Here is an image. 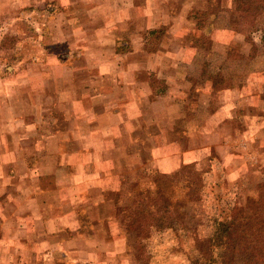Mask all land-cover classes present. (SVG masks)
Returning <instances> with one entry per match:
<instances>
[{"label": "crops", "instance_id": "0c3cea01", "mask_svg": "<svg viewBox=\"0 0 264 264\" xmlns=\"http://www.w3.org/2000/svg\"><path fill=\"white\" fill-rule=\"evenodd\" d=\"M164 1L177 4L175 11L158 13L157 0H0V22L20 17L25 25L16 28L27 34L9 47L12 53L0 46V124L14 134L0 137L3 158L14 162L16 152L26 164L6 174L11 181L0 187V208L17 201L19 225H36L33 233L15 235L25 237L22 247L3 250L1 264H57L61 259L62 264H121L117 256L126 243L119 220L110 216L120 204L111 195L123 194L124 180L141 179L132 169L124 171V155L133 160L136 154L125 147L147 146L156 161L148 173L168 174L170 167L203 158L194 147H185L199 139L189 129L203 127H188L182 120L172 125V116L180 120L187 96L199 90L197 83L212 87L219 73L215 62L202 59L203 51L208 57L236 40L231 27L217 25L219 13L198 6L210 0ZM210 2L220 6L223 1ZM233 5L226 0L221 8ZM29 18L36 19L32 28ZM203 36L212 38L208 53ZM260 66L251 72L261 71ZM235 86L227 89L229 95ZM161 103L168 105L162 109ZM44 223L48 228L40 233ZM113 223L117 233H112ZM107 235H115V241L105 252L99 241ZM106 254L114 260L107 261Z\"/></svg>", "mask_w": 264, "mask_h": 264}, {"label": "rangeland", "instance_id": "374dc122", "mask_svg": "<svg viewBox=\"0 0 264 264\" xmlns=\"http://www.w3.org/2000/svg\"><path fill=\"white\" fill-rule=\"evenodd\" d=\"M189 1L185 0L187 5ZM210 1L203 6L198 1V6L209 14L219 13L217 25L231 27L233 32L230 36L235 37L236 41L227 50L217 47L214 54L208 57L203 51L202 59L215 62L219 66V73L210 81L212 87L210 84L209 87H204L200 82L197 83L199 90H193L192 95L187 96V108L181 113L183 116L178 120L174 118V114L171 123L179 126L182 120L183 125L187 123L188 127H203L198 131H188L199 137L198 143L185 144V147H194L192 150L203 158L170 167L171 172L168 174L158 167L159 171L148 173V169L154 170L156 161L150 160L147 146L125 147V152L130 151L131 155L134 149L136 154L133 155V160L129 159V155H124L127 158L124 171L128 173L132 169L133 177L139 176L141 179L124 180L123 194H118L115 199V195H111L113 203L120 204L115 214L109 215L115 222L119 220L118 230L126 243L117 256L121 264H192L193 260H197V252H206L209 238L215 241L209 254L213 256L210 264H264V242H258L251 230L264 215V0H245L242 2L244 10L238 8V0H233V9L221 8L226 0H222L220 6H212ZM155 5V10L161 14L169 8L173 12L177 7V4L170 6L164 0H157ZM5 12L1 9L2 14ZM34 20L36 19H28V28H32ZM20 23L25 25L20 17L1 20L0 46L5 47L4 52L27 35L16 28ZM214 37L222 36L215 34ZM211 41L209 36L202 38L201 43L205 49L208 48L207 53L210 51ZM10 52L12 53V49ZM258 64H261V71L257 69L251 72ZM232 84L238 90H234L233 96L227 91ZM245 86L246 91L243 89ZM158 102L165 101L161 99ZM166 105L161 103L160 107L164 109ZM214 110H219V113L212 115ZM157 116L160 120L165 118L161 113ZM175 132L182 134L178 129ZM9 133L14 135L10 129L7 130L0 124V137L4 139V135ZM142 133L139 132L141 135ZM11 147L13 151L19 149L15 145ZM138 149H143L140 154L137 153ZM0 151L1 187L11 181L6 174L14 170V166L20 172L26 164L19 160L16 152L11 156L16 158L14 162L7 157L4 161L2 142ZM158 163H162V160ZM12 183L16 185L17 180ZM154 188L158 195L152 192ZM166 189L173 191L166 192ZM169 197L172 198L171 201ZM8 203L10 208H0V255L3 250L19 251L22 247L20 240L25 237L15 235L18 232L33 233L36 226H20L22 211L17 209V201ZM36 212L30 213L36 215ZM4 213L9 218L6 227L3 223L5 219L1 220ZM81 222L82 218L76 220L78 224ZM169 222L176 228L171 227ZM182 227L185 230L184 237L177 232ZM44 228H48L45 223L40 233ZM113 228L112 233H117L114 223ZM108 233H111L110 230ZM107 236L109 238L99 241L105 252L113 248L115 241V235ZM181 240L182 245L179 242ZM185 241L188 244L197 241L194 251L188 253L185 250L188 246ZM106 255L107 261L114 260L109 254ZM62 261L61 259L57 264H62Z\"/></svg>", "mask_w": 264, "mask_h": 264}, {"label": "trees", "instance_id": "16d2710c", "mask_svg": "<svg viewBox=\"0 0 264 264\" xmlns=\"http://www.w3.org/2000/svg\"><path fill=\"white\" fill-rule=\"evenodd\" d=\"M245 0H238V2H239V8L242 10V9H244V5L242 4V2H244ZM250 4H251V1H250ZM249 6V5H248ZM248 8L249 7H247L246 8V10H248ZM250 8H252V7H250ZM173 190H170L169 192H172ZM155 194H157L156 192H155ZM158 195V194H157ZM169 200L171 201L172 200V198L171 197H169ZM262 202L264 203V200H262ZM168 205V204H167ZM165 210H166V208H165ZM169 225L171 226V227H173L174 229L176 228V226H173V224L172 223H170L169 222ZM228 227V226H227ZM183 228V227H182ZM181 228V231L180 230H177V232L179 233V234H182L181 236H185V233H184V228L182 229ZM187 228V227H186ZM229 228H230V225H229ZM251 230L253 231V233H254V236L256 237V240L258 241V242H260V243H262V242H264V215L260 218V220L259 221H257L255 224H254V226H252L251 227ZM184 233V234H183ZM230 234V233H229ZM180 243H181V245H182V240L181 241H179ZM197 241H194V242H190L189 244L185 241V243H187L188 244V246L186 247L187 249H185L188 253L189 252H192V251H194L193 249H195V247L194 246H196V243ZM206 243H208V248H206V252H204V250L203 251H199V252H197L198 254H195V256L197 255L198 257H197V260H193L192 261V264H210L211 262H212V255H209L211 252H212V246L214 245V243H215V241L214 240H212V238H209L208 240H207V242ZM186 244V245H187ZM204 252V253H203ZM206 254V255H205Z\"/></svg>", "mask_w": 264, "mask_h": 264}]
</instances>
